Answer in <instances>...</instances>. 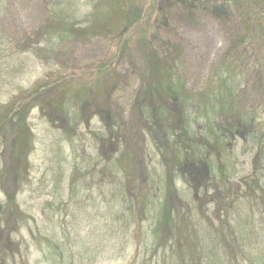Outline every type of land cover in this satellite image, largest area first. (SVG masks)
I'll return each instance as SVG.
<instances>
[{
	"label": "rangeland",
	"instance_id": "obj_1",
	"mask_svg": "<svg viewBox=\"0 0 264 264\" xmlns=\"http://www.w3.org/2000/svg\"><path fill=\"white\" fill-rule=\"evenodd\" d=\"M2 2L0 43L5 50L0 56L3 68L0 73V102L4 103V108L11 102V94L35 81L50 86L56 80L68 81L77 88H88L90 99L96 100L85 107L82 102L68 98L71 100L68 101L70 116L67 120L76 118V121L71 120L69 128L60 125L59 121L50 122V117L37 108L30 110L27 124L31 144L23 158L22 176L25 177L21 181L12 180L13 177L17 179V175L13 170L15 163L12 164L11 153L22 150V147L27 151V145L12 144L11 130L3 125L5 120L3 110H0V126L3 125L6 132L5 137L0 136V264H176L174 261L179 259L178 256L189 263L191 258L199 260L202 256L195 238H192L197 236L195 233H207L208 245L219 248L216 258L222 264L223 250L227 258L226 247L234 243L228 229H238L246 237L260 235L264 211H250L245 197L234 203L239 206L237 211L228 208V200L234 196L233 190L237 187V177L252 176L254 170L260 169L253 163L255 147L246 145L243 148L245 143L242 139L236 138L234 146L224 145L221 161L212 157L210 168L213 173L229 171L218 179L220 184L225 181L223 184L197 185L191 180L176 181L177 196L194 209L174 214L176 223L166 234L156 232L152 218L140 219L137 204L134 205L130 225H126L124 220L117 221L114 226L106 225L105 221H110L106 214L113 212H107L105 186L103 189L102 184L92 185L100 177L82 178L74 173L77 163L92 166L102 159V153L97 151L99 137L95 134L98 129L107 134L108 128L95 104L99 102L104 107L105 96L110 93L107 108L113 115L118 134L127 137L123 148L130 152L132 163L129 172L134 185L140 184L142 161L149 159L148 156L142 158L139 145L144 144L152 154L150 168L160 167L163 163L154 140L142 134L143 137L134 126L138 115L133 103L142 81L131 69L128 70L126 59H119L115 54L122 48L127 52L130 50L133 56L138 54L141 41L149 38L154 30V18H161L157 9L160 0H113V3L79 0L80 15L69 21L76 31L73 30L72 35L63 41H57L58 37L52 34L44 42L47 36L42 35L38 40L40 45L31 48L18 41L19 35L23 38L24 30L31 32L32 28L54 18L52 1ZM123 6L127 7L123 10ZM124 11L130 12L132 27L124 37L127 40L122 41L118 33L124 26ZM173 14L169 17L172 31L163 29L157 40L168 39L180 46L186 92L195 104L208 91H215L211 88L215 81L214 65L223 58L229 40L238 31L234 33V19L228 21L201 12L193 17L186 16L180 12L178 4L174 6ZM10 52L13 53L10 55ZM12 68L16 72L8 76L7 72ZM105 70H108V77L103 74ZM244 76L240 79L247 80ZM256 85L255 81H249L241 86L244 90L242 95L249 100V105L257 107L261 96ZM194 112L192 109L191 115ZM78 120L80 124H76ZM118 125L121 131L117 129ZM201 168L206 172L205 166ZM225 177H230L228 182ZM8 190L15 195L18 210L9 219L13 226L6 225L4 220L8 214L11 215L4 207ZM239 194L244 195L242 191ZM174 203L180 204L179 201ZM113 211L118 215L123 213L122 205H113ZM184 214L193 215L194 220L191 223L183 220ZM24 216L28 218V225L21 222ZM241 219V226H238ZM263 245L264 238L260 242V246Z\"/></svg>",
	"mask_w": 264,
	"mask_h": 264
},
{
	"label": "trees",
	"instance_id": "obj_2",
	"mask_svg": "<svg viewBox=\"0 0 264 264\" xmlns=\"http://www.w3.org/2000/svg\"><path fill=\"white\" fill-rule=\"evenodd\" d=\"M51 1L54 18L49 23L32 28L31 32L24 30L23 38L19 35L18 41L24 42L28 48L40 45L38 40H41L42 35L47 36L44 42H47L52 34L58 37L57 41H63L70 34L72 35L73 30L76 31L70 22L80 15L79 0ZM106 1L113 3V0ZM2 3L0 0V11ZM177 4L180 12H184L186 16L193 17L201 12L228 21L234 19L233 29L236 28L234 33L238 31L229 40L223 58L214 65L215 81L211 88H215V91H208L195 104L186 92L180 46L168 39L161 42L157 40L163 29L172 31L169 17L174 16L173 8ZM126 7L123 6V10ZM157 9L161 18H154V30L150 32L149 38L141 41L138 54L133 56L130 50L127 52L124 48L117 49L115 54L119 59H126L125 65L128 70L131 69L142 81L133 103L138 115L137 124L134 126L141 135L144 134L154 140L163 163L160 167L150 168L152 154L144 144L139 145L138 150L142 153V158L148 156L149 159L142 161L140 184L134 185L133 177L131 178L129 172L132 163L130 152L127 148H123L127 143V137L125 134H118L113 115L107 108L111 94L109 92L110 94L103 98L104 107H101L99 102L95 104L102 120L106 121L105 127L108 128L107 134L102 133L100 129L95 134L99 137L97 151L102 153V159H98L92 166L77 163L74 166L75 175H80L82 178L96 175L100 177V180L96 183L92 182V185L102 184L103 189L105 186V198L109 210L107 212H113L106 214V219L110 218V221H105L106 225L114 226L120 220L130 225L134 216V205L137 204L140 219L152 218V226L156 228V232L166 234L171 231L172 224L176 223L174 214L178 215L184 209L188 212L194 209L177 196L176 181L191 180L197 182V185L199 183L210 185L212 182L220 184L218 179L223 178L229 171L220 170L216 174L213 173L210 168L212 157L215 156L218 162L221 161L224 145L234 146L237 138L244 141L243 148L246 145L255 147L253 163L260 169L254 170L252 176L237 177V187L233 190L234 196L228 200V208L237 211L239 206H235L234 203L245 197L250 211L257 209L264 211V0H160ZM123 15L124 26L118 33L122 41L127 40L124 37H127L132 27L130 12L124 11ZM4 50V45L1 48L0 43V56ZM12 53L10 52V55ZM2 71L0 64V73ZM107 71H103V74L108 77ZM15 72L16 69L12 68L7 74L11 76L9 73ZM242 76L247 80L240 79ZM249 81L257 83L256 89L261 96L257 107L249 105L250 103L247 102L249 100L242 95L244 90L241 85ZM88 90V88L87 90L77 88L73 83L64 80L60 82L56 80L51 86L35 81L29 87L10 93L9 99H12L5 108L4 103L0 102V110H3L5 120L3 125L7 130H11L12 144L27 145V151L22 147L23 151L11 153L12 164L15 163L13 170L17 175V179L12 178L13 181H21L25 177L22 176V165L31 144V133L27 124L30 110L37 108L50 117L48 118L50 122L59 121L60 125L69 128L71 120L76 121V118L67 120L68 101L71 100L68 98L82 102L85 107L90 106L96 99H90L91 91ZM192 109L195 112L191 115ZM76 124H80V121L78 120ZM3 125L0 126V136L5 137ZM120 128L121 126L118 125L117 129ZM203 166L206 167V172L202 170ZM225 178L227 182L230 179V177ZM224 182L222 180L221 184ZM96 189L99 191V188ZM241 191L244 194L242 196L239 194ZM194 194L197 196V189ZM173 196L176 197L175 202L179 201V205L174 203ZM118 203L123 209V213L120 212L119 215L113 211V205ZM92 204L95 205V202ZM16 206L15 195L8 190L5 193L4 207L11 212V215L8 214L4 219L6 225H14L9 219L15 212L18 213ZM123 206L127 208L124 209ZM152 208L155 209L154 212ZM182 217L189 223L194 220L191 214H184ZM21 222L28 225L29 221L24 216ZM241 223L242 219L237 225L241 226ZM260 227V235L248 237L241 234L238 229H228L234 243L231 242L229 247H226L227 258L223 250L222 264H264V245L260 246L264 238V223ZM195 234L197 236L192 238H195L198 250L202 252L201 259L191 258V261L186 263L181 256H178L179 259L174 263L219 264L216 258L220 253L219 248L209 247L207 233Z\"/></svg>",
	"mask_w": 264,
	"mask_h": 264
}]
</instances>
